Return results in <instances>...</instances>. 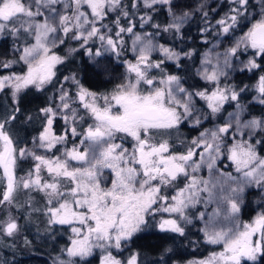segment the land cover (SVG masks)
<instances>
[{
    "label": "snow or ice",
    "instance_id": "snow-or-ice-1",
    "mask_svg": "<svg viewBox=\"0 0 264 264\" xmlns=\"http://www.w3.org/2000/svg\"><path fill=\"white\" fill-rule=\"evenodd\" d=\"M33 218L51 264H264V0H0V244Z\"/></svg>",
    "mask_w": 264,
    "mask_h": 264
},
{
    "label": "trees",
    "instance_id": "trees-1",
    "mask_svg": "<svg viewBox=\"0 0 264 264\" xmlns=\"http://www.w3.org/2000/svg\"><path fill=\"white\" fill-rule=\"evenodd\" d=\"M158 19L162 20L163 16L159 17ZM197 24L194 21L191 25V35L197 36L198 33L196 31ZM196 43L198 44L199 41L197 40ZM184 132L188 135L194 136L196 133L193 132L191 129L185 127ZM21 135H26L28 133L25 132L24 128L20 129ZM34 219L33 224H29L22 230L20 236L15 239L9 238L3 244H0V264H51L48 258V254L52 251V243L49 242L48 245L41 244L40 241L35 239L36 235V227L39 226V221ZM27 235L30 240H33L34 245L39 244L40 247H31L25 248L23 244V237ZM16 244V248L13 249L12 247L8 246L12 243ZM63 240L58 238L57 246L62 244ZM205 249H201L203 253ZM190 252V251H189ZM48 253V254H47ZM152 256H158V253H149ZM187 253L185 254V258L189 257Z\"/></svg>",
    "mask_w": 264,
    "mask_h": 264
},
{
    "label": "rangeland",
    "instance_id": "rangeland-1",
    "mask_svg": "<svg viewBox=\"0 0 264 264\" xmlns=\"http://www.w3.org/2000/svg\"><path fill=\"white\" fill-rule=\"evenodd\" d=\"M122 70V69H121ZM23 199V197H21V200ZM189 251L191 252V249H189ZM48 254V253H47ZM203 254H207V252L206 251H203ZM48 258L50 259V263H51V257L49 256V254H48ZM188 258H191V256H189V257H187L186 259H188Z\"/></svg>",
    "mask_w": 264,
    "mask_h": 264
}]
</instances>
